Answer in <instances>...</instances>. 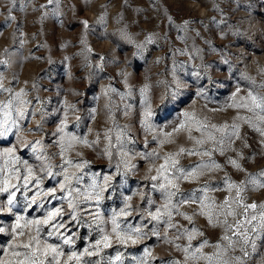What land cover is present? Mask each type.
<instances>
[{"label": "rangeland", "instance_id": "374dc122", "mask_svg": "<svg viewBox=\"0 0 264 264\" xmlns=\"http://www.w3.org/2000/svg\"><path fill=\"white\" fill-rule=\"evenodd\" d=\"M0 81L4 89L11 90L0 91V105L12 101L10 107H0V130L8 129L0 136V152L12 148L14 157L19 158L12 163L11 158L0 156V180L10 178V183L16 186L10 188L16 192L14 213L7 210L0 213V226L7 230L0 233V247L7 248L11 243L9 231L15 223V215L42 219L46 211L55 208L64 210L55 223L65 224L60 231L74 237L76 250L82 251L98 238L94 226L90 228L85 223L91 218L84 211L96 209V204L81 202V218L73 221L67 206L69 198L66 192L59 191L58 182H63V177L42 171L46 162L51 164L54 174L67 168L69 173L81 177L79 184L72 181V187L82 192L90 190L93 178L102 184L103 177L110 176L111 181L99 205L105 218L123 207L124 198L129 195L133 196V208L140 209L143 205L141 192L155 198L159 206L162 203L160 194L150 190L152 182L146 177L150 175L149 168L158 167L163 161L152 165L142 161L139 154L158 151L164 155L178 151L181 146L192 148L193 143L185 131L175 134L172 142L163 148L153 141V136L179 127L185 112L195 113L198 119L218 126L231 125L235 121L239 125V139L231 145L235 151L213 154L212 159L223 166L222 171H213L194 183L181 182V192L199 188L207 182L221 184L225 174L237 184L249 177L264 180L259 175L264 172V136L236 118H250L257 127H264V123L245 108L230 107L243 103L242 98H247L249 92L264 96V0H53L51 4L49 0H0ZM146 84L145 96L140 89ZM109 86L117 92L131 91V95L123 102L118 95L105 96L102 90ZM21 90L27 95L16 99L15 93ZM146 101L152 112L151 132L144 125ZM66 105H74L75 110H69ZM125 105L131 106L128 115L123 112ZM65 112H68L65 131L86 137L90 144L99 133L100 142L89 147L77 143L62 152V133L58 129ZM125 126L126 134L118 144L116 131ZM107 130H111V145L104 138ZM192 135L199 137L200 133L193 131ZM36 141L43 147L35 144ZM105 148H109L111 156L104 153ZM228 157L237 159L243 171L228 164ZM201 159L208 157L185 155L180 157V163L187 167L200 163ZM66 160L85 166L76 169L66 164ZM124 161L137 168L127 171ZM26 167L32 168L35 176L42 180V189H57L55 198L41 196L36 205L29 204L37 191L34 181H29L25 188L23 179L12 178L17 174L24 177ZM7 195L0 193V201L6 202ZM26 195L29 199H25ZM209 196L220 203L226 197H234L235 191L231 194L212 191ZM242 197L244 204H257L255 210L249 208L247 211L248 217L257 216L251 224L244 225L249 238L247 244L243 237L228 232L235 243L227 247L228 241L222 240L226 234L224 227L209 225L204 216H195L191 225L179 216L175 222L203 232L191 243L195 247L207 240L209 246L201 250L205 256L220 252L224 260L240 257L243 264H264V220L260 216L264 213V208L260 207L264 205V188L249 183ZM40 203L43 208L38 207ZM232 207L236 217H228V223L234 225L236 220L244 221L243 207L236 204ZM196 208V205H185L180 210L191 215ZM122 220L136 225L140 223V213L133 212ZM49 230V226H44L42 239ZM21 239L26 240V237ZM168 239L181 247L188 244L186 237L175 239L174 229L168 232ZM50 242L58 241L53 237ZM217 243L221 244V250L211 246ZM145 246L151 250L148 264L168 260H176L179 264H207L203 259L186 262L185 253L177 250L174 244L153 236L126 247L113 239L112 246L103 249L100 256L86 259L106 264L111 258L113 264H121L114 259L120 251L122 264H135L136 258L144 255ZM226 247L225 254L222 249ZM241 247L246 249V256ZM8 258H11L10 252L0 254V259Z\"/></svg>", "mask_w": 264, "mask_h": 264}, {"label": "snow or ice", "instance_id": "6c2138e0", "mask_svg": "<svg viewBox=\"0 0 264 264\" xmlns=\"http://www.w3.org/2000/svg\"><path fill=\"white\" fill-rule=\"evenodd\" d=\"M53 0H49L51 4ZM187 23V22H186ZM85 28L88 27L87 22H84ZM151 38H149L150 40ZM182 39V38H181ZM180 51V50H177ZM181 54L183 52L181 51ZM101 60L103 58H100ZM123 75V73H121ZM203 87V86H201ZM0 91H11L10 89H4L2 81H0ZM105 96H110V94H115L120 97L123 102L128 96L131 95V91L127 93L117 92L114 87H107L102 90ZM148 85L146 84L140 89L142 95H147ZM203 95V92L200 93ZM27 95L23 90L15 93V98L19 99L22 96ZM235 100V97H233ZM243 103H234L230 107L235 108H245L249 112H253L257 118L264 123V96L254 95L252 92L248 93L247 98H242ZM23 103V101H21ZM12 101L10 100L8 105H0V107H10ZM69 110L74 111V105H66ZM130 105L124 106V115H128V110ZM118 108V106H117ZM256 110H259L257 112ZM112 109L109 108L111 113ZM21 117L24 116V112L20 111ZM152 115L151 108L147 107L144 112L145 121L144 125L147 131H152V125L149 119ZM79 119V117H77ZM110 119L114 117L110 116ZM237 120L244 121L250 126L256 128L262 136H264V127H257L252 124L250 118L243 116H237ZM68 112H65L64 118L61 121L60 127L58 129L59 133H62L60 137L61 151L66 152L71 149L75 144L79 143L86 147L98 144L100 142L99 133H97V139L92 141L91 144L89 140L84 137H78L71 134L67 129L68 124ZM119 128V125H116ZM127 126L124 129L116 131L115 141L116 143H121L122 137L126 134ZM8 129L3 128L0 130V136L7 133ZM185 131L188 134V139L192 141V148H185L183 146L179 147L178 151L172 153H165L161 155L158 151H144L140 153V158L142 161L155 165L157 161H163L158 167L149 168L150 190L153 192H158L159 199L162 203L156 206V199L147 196L145 193H139L141 199L143 200V205L140 209L133 208L131 201L133 199L132 195L124 198L123 207L118 211L114 210L109 218H105L104 214L99 211L100 202L103 200V193L106 191L107 186L111 181L110 176L103 177V183H99L96 178H93L91 184L89 185L90 190L81 191L79 188L72 187V181L75 180L79 184L81 177L76 176L75 173H69L67 168H62L60 173L54 174L52 172V166L50 163H45L42 167L47 175H61L63 177V182L59 183V191L66 192L67 206L71 209V219L77 221L80 219V203L88 204L89 202H94L97 206L96 209L86 208L84 211L91 218L86 220L85 223L88 227L92 228L98 234V238L94 243L89 244L82 251L75 249L74 237L67 234V232H61V229L65 228L63 222L55 223L58 217H62L64 210L62 208H55L54 210H48L43 214L42 219H28L24 215H15V223L10 226L9 235L11 237V243L8 244L7 248L0 247V254H8L10 252L11 258L0 259V264H102L100 260L96 259H86L91 257L100 256L101 252L105 248H110L112 246V241H115L121 246H127L129 244L135 245L140 241L148 239L149 236L156 237L157 240L162 239L165 243L174 244L177 250L185 253V261L200 260L203 259L207 264H243V260L240 257H235L232 260L222 259L221 253H215L212 256H205L202 254L201 250L209 246L207 240L202 241L198 246L192 245V240L197 235H203L199 229L194 226L189 228H184L181 224L175 222V218L179 216L189 224H192L193 218L195 216H204L209 225L215 227L217 225H222L225 230V235L222 240L228 241L227 247H232L235 243L232 238L227 235L231 232L233 236L243 237L244 243H248L247 229L244 227L245 224H251L252 221L257 219V216L253 214L251 217L247 216V211L249 208L255 210L257 204H244L242 192L246 190V185L251 183L259 188H264V180H260L257 177H249L248 180L237 184L225 174V177L221 184H212L210 182L202 184L199 188H194L188 192H181L180 184L181 182L194 183L198 181L201 177L212 173L213 171H222L223 166L212 159L214 153L218 152L220 155H224L225 151L233 150L231 145L234 143L235 139H239V125L234 121L231 125L223 124L216 125L210 124L206 119L200 120L195 116V113L185 112L184 121L179 123V127H174L171 132H162L157 136H153V141H155L160 148H163L166 143L172 142V137L175 134ZM196 131L200 133L199 137L193 136L192 132ZM111 130H107L104 133V138L108 141L109 145L112 143V138L110 135ZM219 133V136L216 134ZM162 137V138H160ZM35 144L43 147L40 141H36ZM206 144H210L211 147H205ZM227 145V148L225 147ZM147 148L148 145H145ZM35 150V149H34ZM14 149L9 148L0 152V156H6L12 159V163L18 161V157H14ZM104 153L111 156L109 148L104 149ZM121 155H126L121 153ZM199 156L201 158L208 157L207 160L201 159L200 163L189 165L187 167L182 166L180 163V157L182 156ZM237 156L242 158V154L237 152ZM45 157V161H47ZM66 164L76 169H82L84 163H73L71 160H66ZM86 163V162H85ZM227 163L232 165L234 168L243 171L240 163L237 159L228 157ZM124 167L127 171H132L137 168L136 165L130 164L124 161ZM26 175L24 177L15 175L14 179H23L24 186L27 188L29 181H34L37 191L29 199L27 195L25 199H29L30 205H36L38 198L41 196H51L55 198L57 189H42L40 185L42 180L36 177L34 171L30 167L25 169ZM155 172L154 175L151 173ZM264 177V172L259 174ZM11 187H16L10 183V178H5L0 180V193H7L6 202L0 201V213L5 210L9 213H14L16 208V192L10 191ZM99 189V191H97ZM212 191H226L231 194L235 191L234 197H226L222 202L217 203L214 198L209 196ZM136 195V194H133ZM236 204L237 207H243L245 216L244 221L236 220L235 224L228 223V217H236V211L232 207ZM185 205H196L197 208L189 215L187 212H182L180 209ZM38 207L43 208V203H40ZM264 208V205H260ZM138 211L140 213V223L133 225L122 220V218H127L132 216L133 212ZM30 215V214H29ZM261 219L264 220V213L260 214ZM2 218V217H0ZM11 218V217H9ZM44 226H49L50 230L46 233V238L42 239V234L44 233ZM255 226H253L254 228ZM24 229H31L30 232H25ZM110 229V230H109ZM175 230V239L179 240L182 238H187V246L181 247L180 244H175L173 240L168 239V232ZM242 229H244L242 231ZM7 230L0 226V233H4ZM161 232L164 233L161 236ZM26 237V240L21 238ZM55 238L57 243L50 242L52 238ZM213 248L221 250V244L217 243L211 245ZM254 247V244L252 245ZM227 247L222 249V252L226 254ZM241 251L246 256L248 253L244 247H241ZM123 253L117 251L115 255V261L121 262L122 264ZM151 256V250L145 246L144 255L137 257L135 264H148V258ZM106 264H113L110 258L106 261ZM160 264H179L176 260L161 261Z\"/></svg>", "mask_w": 264, "mask_h": 264}]
</instances>
